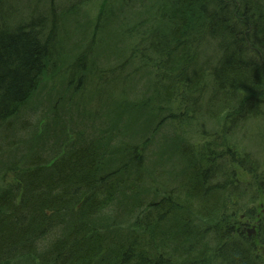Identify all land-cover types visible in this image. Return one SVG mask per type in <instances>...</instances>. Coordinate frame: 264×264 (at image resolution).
I'll list each match as a JSON object with an SVG mask.
<instances>
[{
    "label": "trees",
    "instance_id": "16d2710c",
    "mask_svg": "<svg viewBox=\"0 0 264 264\" xmlns=\"http://www.w3.org/2000/svg\"><path fill=\"white\" fill-rule=\"evenodd\" d=\"M146 1L121 0L117 11L114 2L110 6L107 2L105 6H94L95 15L81 10L79 15L73 16L68 13L84 5L83 0H69V3L66 0H0V142L3 136L8 140L9 135L16 144L19 140L24 144L26 141L34 143L32 152L13 158L8 169L18 167L14 179L0 184V264H264L245 241L247 235L237 230L235 222L226 218L224 211L211 210L219 184L212 183L198 164L191 167L193 172L184 184L185 188L191 187L188 199L176 196L171 190L162 193L160 188L154 190L156 196L150 199L144 179L148 154L145 146L152 138L146 137L141 145L130 144L126 135L135 131L130 132L129 128L134 123V115L124 120L121 114L106 121L111 110L114 115L118 114L114 109L117 104L101 99L95 107L90 103L92 99L89 101L85 95L92 73L96 82L104 81V84L125 77L134 81L137 75L141 84L147 83L145 79L149 81V78L159 81L152 78L151 71L150 76H146L149 72L146 68H150L155 55L161 71L170 75L172 61L161 66L162 62L167 63L164 58L169 54L160 49L162 41L183 44L184 59L189 57L188 50L192 48L204 44L217 46L215 56L221 61L217 69L213 70L210 65V72L199 71L200 67L193 63H182L177 72L187 69L193 88L203 83L208 73L219 77L216 85L213 83L214 95L207 107L214 108L209 111L214 117L225 111L235 113L231 116L235 119L225 126L226 131L231 132V126L255 119L263 105L264 44L259 39L264 37V0H172L165 5H161L164 0H157L152 6ZM109 8L116 13H110ZM134 13H140L137 21L123 27ZM147 14L158 17L157 27L146 28L145 21L150 15L142 18ZM85 15L90 19L87 23L82 22ZM224 17L244 22L240 27L247 29L242 30L243 36L253 38V43L247 45L246 55L231 51L233 35L224 31L229 24ZM71 19L76 20L74 27L80 32L67 29L73 44L66 60L67 66L74 64L72 67L77 69L78 75L77 81L64 84L55 70L60 67L59 51L64 48L61 26L71 27ZM214 26L221 27L223 35L216 45L209 40ZM129 29L132 31L128 36L135 37V42L109 44V39L114 38L113 32L123 34ZM239 30L232 31L242 32ZM75 34L80 41H74ZM195 35L199 36L197 41ZM112 44L114 46L107 47ZM171 50H175L174 45ZM110 51L113 53L109 54ZM208 58L211 59L209 55ZM105 72L113 76L110 78ZM158 75L166 81L161 97L168 101L173 97L174 81L166 80L163 73L158 72ZM134 89L137 91V86ZM148 91L144 87L137 91L139 106L136 104L135 109L145 111L146 105L152 107L150 101L145 103ZM40 98L46 99L41 113L47 112L49 103L56 105L53 114L41 121L36 118L40 107L36 100ZM76 103L83 104V112L95 107L93 123L97 124H93L92 129L84 120V129L78 127L73 135L67 131L68 125L61 120L57 109L62 106L68 109ZM108 106L111 109L106 112ZM73 109L67 118L74 129L80 125L79 112ZM167 114L169 116L163 119ZM167 114L156 119L161 124L150 134L159 136L161 144L165 145L177 140L172 116ZM34 129L40 132L38 136L31 134ZM87 129L94 132L86 135ZM160 129L163 131L156 135ZM122 144L125 147H119ZM189 146L181 143L174 148L187 162V168L195 158L194 148ZM2 147L0 144V155ZM235 153L227 155L238 163L249 157L246 152ZM158 154L171 157V153L166 156L164 150ZM161 166L163 169L164 165ZM260 174L264 176L263 171L256 176ZM99 176L102 179L96 184L94 179ZM184 194L186 196L187 192ZM93 195L108 204L118 203L123 207L119 212L112 210L120 220L113 219L110 211L103 215L108 224L115 220L108 234L91 231L97 230L93 216L104 208ZM182 209L186 213L208 210L210 217L202 221L206 223L192 222ZM123 217L128 218L126 222L131 228L122 227ZM132 230L137 232L141 251L134 248L136 245L127 233Z\"/></svg>",
    "mask_w": 264,
    "mask_h": 264
},
{
    "label": "rangeland",
    "instance_id": "374dc122",
    "mask_svg": "<svg viewBox=\"0 0 264 264\" xmlns=\"http://www.w3.org/2000/svg\"><path fill=\"white\" fill-rule=\"evenodd\" d=\"M83 1L85 3L84 5L80 7L81 9L78 8L76 11H73L72 13H68V14L77 16L81 12V10H83V11H87V13L90 14V16H92V15H95L96 13V11L93 10L94 6L96 5L105 6L108 2L110 6L114 2L115 11L118 10L119 8L118 5H122L120 3L121 0H83ZM116 1H119V3H117ZM132 1L134 3L141 2V0H132ZM146 2L148 5L152 6L153 4L157 3V0H147ZM66 3H69V0H66ZM155 7L157 6L155 5ZM144 9L149 11L145 7ZM109 11L110 13H116L111 8H109ZM130 11L131 10H129V12ZM139 14L140 13L132 14L128 18L129 21L127 20L126 22H124L123 27L129 26L130 24H133V22L135 23V21H137ZM149 15H150L149 20L145 21L146 28L152 27V26L157 27L159 25V20L154 18L156 15H154L153 17V14H147L146 16H143L142 19H146ZM86 18H87V15H85L82 18L83 23H87L90 21V19H86ZM76 25H77L76 20L71 19V27L61 26L62 28L60 31V34L62 37L61 44L63 45V40H64V48L61 49V51H59L61 62H59L58 65L61 66L62 64V67L64 66V69L59 70L56 75L60 77L61 80H63L64 84L65 83L67 84L71 80L77 81L76 79V76L78 75L76 73L77 69L73 68L72 66H67L68 59L66 60V58L69 56L68 54L69 50L71 49L72 44H73V38H72L71 32L67 29L70 28L72 31H77L74 27ZM131 31L132 30L129 29L127 30L126 33H123V34H118V31L113 32L111 36L114 38L113 40L109 39V44L110 42H112L114 45L118 46V45H121L120 42L122 41H124L125 45H126V42H135L136 41L135 37L128 36V34L131 33ZM77 32H80V30ZM77 35L78 34H75L74 41H80V37H78ZM115 39H116V42H115ZM113 44L107 47L110 48L114 46ZM206 49H207V45L204 44L203 47H197V48L195 47V48L188 50L189 57L187 59H184L183 63H190V65L191 63H193L195 64V66L197 65V67H200L199 71L200 69H207V71L210 72L208 67H209L211 59L208 58ZM112 53L113 52L111 51L109 52V54H112ZM164 60L166 61V58H164ZM158 63H160V61L156 59V55H155L153 58H151L150 68H146V70L149 71L148 73H146V76H150V73L152 72L153 73L152 78L156 77L159 79V81H154L150 78H149V81L148 79H145L147 83H144V90L148 89L149 91L147 92L146 99L145 98L144 99H145V103L147 101L154 103V104H151L149 102V104L152 107H149L148 105H146V110L144 111L142 109L132 108L131 103H126L137 97L135 96V94H138V92L135 91L134 87L140 84V82L135 84L133 80H129L127 77H125L123 79L117 78L116 80L108 81L106 82V84H104L105 83L104 81L96 82V78L94 79L92 74L90 75L89 86L86 90L87 92H91V95L89 96V98L92 99L91 103H93L96 107L97 104L102 99V100L109 101L111 104H115V103L117 104V106H115L114 109L118 110V114L114 115V112L112 113L113 110H111L110 113L106 116V121L113 119V118H117L121 114L122 116H125L124 120H126V118L129 117V115L131 116L134 115V123L129 126L130 132L132 130H135L134 132L141 133V138L139 140V138L132 137L131 134H128L126 135V139L128 140L129 138L131 139L135 138L136 142L139 140L140 145L144 142L145 137L150 135L152 132H154V130L157 129V127L161 124V122L157 121L156 119L158 118L160 119V117L165 116L167 113H170V115L172 116L171 122H172V125L174 126V129L176 130V133L188 139L189 142L192 143V145L195 144L196 146H199V147L203 145L201 149L204 150L207 148V146L211 147L210 144L212 145L214 144L213 138L225 140V147H226L227 153L236 154L235 151L246 152V154L247 153L249 154L248 158L250 160L252 159L253 161H255L256 164L263 169L264 168V101H263V105L260 107V113L257 117H255V119L253 120L248 119L246 122H240L236 126L235 125L231 126V128L229 129L231 132H227L225 126L226 124L230 123L231 121L235 119L231 117L232 115H235V113L233 112L231 114L229 111H225L224 113L220 112L217 117H214L213 113L209 112L210 110L212 111L214 109V108H208L209 107L208 105H210V102L212 103V97L214 95V92L212 89L213 82H211L212 78L210 77V74L209 76L208 75L205 76V79H203V83L198 84V86L196 85L193 88L192 86L193 83L188 78L190 77V74L188 73L187 69H183L181 72H177L178 68L176 66H173L170 69L171 72H169L170 73L169 75L168 73L161 71V69L158 66ZM165 64L166 62H162L161 66H164ZM151 67H154V70ZM158 72L163 73V77H166V80L174 81L173 97L169 99L168 101L161 97L163 96V89L166 86V81H163L159 77ZM108 77L111 78L112 76H108ZM102 85H107L109 89L102 88ZM151 85L153 86V88L151 87ZM113 92L116 93V95H113L112 94ZM36 103H40L39 110L36 111V114H37L36 118L39 121L46 120L47 117L51 116V113L53 114V111L56 109L55 107L56 105L54 104V102H52V103H49L47 112L41 113L40 111H42L45 108L46 99L40 98L36 100ZM137 104H138L137 106H139V102H137ZM95 107L85 112L81 111L78 113L77 121L80 126H75L74 129L72 128L73 126L71 127L72 121H70L69 118H67V114H69L70 116L71 109L70 108L67 109L62 106V107H59L57 110L61 112L60 113L61 120L64 119L63 120L64 123L68 125L67 131L75 135L74 134L75 129H77L78 127H82L84 129L83 127L84 125H82V121L84 120H87L89 123L88 126H91V128L94 129L93 119L95 118V116H93V114L95 112L94 111ZM110 109H111V106H108L105 111L107 112ZM133 111L134 113H131ZM155 111H156L155 114H151ZM168 116L169 114H167V116L164 117L163 119L167 118ZM164 121H162V123ZM73 123H74V120H73ZM163 129H165V124L163 125ZM162 131L161 129L157 130V133L155 134L158 135V133ZM33 133H37L36 136H38V133L40 132L34 129L32 130L31 134ZM227 135L230 138L228 140H227ZM31 136L32 135H30L29 138H31ZM4 138L5 137L3 136V139L0 142L1 146H3L2 147L3 150L1 152L2 155H0V175H1L0 184L1 185L10 183L15 177V172L16 170H18V167L13 166V169H8L9 166H12L11 162L14 160L13 158L17 157V155L21 156L23 152L30 151L34 146V143L32 142L30 143L29 141H26L24 144L22 140H19L18 141L19 143L16 144L9 135L7 137L8 140H4ZM119 147H125V144H122L121 146L119 145ZM164 148L165 149H163V147H160V149H158L157 152L159 151L161 152L162 150L166 152V150L171 151L172 149L171 145L169 148L167 146H164ZM154 149L156 148H153V150ZM222 150H223L222 148L216 149L213 154H218ZM147 151H148L147 167H145L146 176L144 179H145L146 195L150 197V199L156 196V192L154 191L156 189L160 188L162 193L169 192L170 186L174 184V182L177 185L182 184L184 186V184L187 183V181L189 180V174L193 172L191 167L196 166V164H198L202 156V152H200V150L198 152V149H195L194 150L195 151L194 161L191 162V164L187 168V162H185L183 158H180L179 154L172 152V157L169 160L170 164L165 166V168L162 169L161 164L162 162H164V159L157 158L154 155H152L150 153V149H148ZM248 158L247 160L242 158V161H243L242 163H244L245 161H248ZM248 163L250 162L248 161ZM159 169H162V170L159 171ZM239 169H242V168H239ZM263 173H264V169H263ZM244 177H247V175H245ZM184 178H186V180H184ZM255 178L258 180L260 179L262 182H264V176L262 177L261 174L256 176ZM210 181H212V183H216V181L212 178ZM253 185L256 186L254 183ZM243 190H246V189H241L240 191H243ZM261 196L263 197L262 199H264V192H262ZM250 201L252 202L251 197H246L245 204L246 205L248 204L249 207L251 204L249 203ZM257 202H259L258 199H257ZM110 215L112 217H115L113 219L120 218V217L115 216L116 214L112 212L110 213ZM123 218H125V220L128 219L127 217H123ZM114 221L115 220L110 221L109 224L113 225L115 223ZM129 225L130 224L127 223L123 225V227L126 229L129 227ZM247 236L249 235L247 234ZM255 239L259 246L257 252L262 253L260 238H255Z\"/></svg>",
    "mask_w": 264,
    "mask_h": 264
},
{
    "label": "bare ground",
    "instance_id": "6f19581e",
    "mask_svg": "<svg viewBox=\"0 0 264 264\" xmlns=\"http://www.w3.org/2000/svg\"><path fill=\"white\" fill-rule=\"evenodd\" d=\"M170 1H172V0H164L163 4H161V5H165L166 3L170 2ZM154 18L158 19V17H156V16ZM224 19L229 23L228 26L224 28V31L227 32L228 34L230 33L231 35H233L232 39H231L232 42H230L232 44V50L231 51L233 53H243L244 55H246L245 51L247 49V45H250L251 43H253V38L252 37L250 38V36L246 35V34H245V36H243V34H242L243 31H246L247 29L244 30L240 27L244 25V22L232 21V19L227 18V17H224ZM152 27H155V26H152ZM234 28L240 29L239 32L242 30L243 31L240 33H236V32L234 33L232 31V30H234ZM220 30H222V28L217 27V26H214L211 30V33H210L211 36L209 37L210 38L209 40H210V42L214 43L215 45L218 43V41L220 40L221 37L223 38V35H222V33H220ZM219 36H221V37H219ZM194 39H195V41H197L199 39V36L195 35ZM259 40H260L261 44H264V37L263 36L260 37ZM172 45H174L175 50H171ZM182 46H183V44L182 45L180 43L174 44L170 40L169 41L166 40V41L161 42V48L160 49L161 50L164 49L166 54L169 53L167 55L168 58L165 57L167 59L166 64L169 65V63H171V61H172L173 65L176 66L178 69L182 68V63L184 60L183 51L185 50L184 47H182ZM216 48H217V46H207V49H206V53L212 59V60H210V64L212 65L213 70H215L216 66L220 65V63H221V61L219 59H217L215 56V54L217 52ZM210 64H209V66H210ZM73 65L74 64H71L70 66H73ZM168 65H167V67H168ZM61 69H64V66L62 67V65H61L55 71L58 72ZM105 73L108 76H113L112 75L113 73L112 74L110 72H108V73L105 72ZM207 75L209 76V73ZM210 77L212 78L211 82H213L216 85V83L218 81L217 79H219V77H217L213 73H211ZM139 78L140 77L137 75V77L134 78L135 80L133 82L135 84H137ZM139 82H140V84L137 85V89L142 90L144 87V84H141L140 80H139ZM88 86H89V82L87 83V88H88ZM102 88L109 89V87L107 85H102ZM85 95H88V97H89L91 95V92L86 91ZM135 96H140V95L135 94ZM89 101H90V98H89ZM90 103H91V101H90ZM126 103H131V107L136 108L134 106L137 104V99L136 98L132 99ZM81 106H83V104H81V103L74 104L72 106L74 108L73 111L74 112H76V111L81 112L82 111ZM125 106H126V104H125ZM72 107L70 108L71 110H72ZM131 113H133V112H131ZM94 124H97V123L94 122ZM85 131H86L85 132L86 135H90L94 132V131L93 132L90 131L89 129H87ZM131 135H132V137L139 138V140L141 138V133L134 132ZM146 137H151L152 141L148 145H146L145 147L147 148V150L150 149V153L152 155H154L155 157L164 159V162H162V164L164 165V168H165V166L170 164V161H169L170 159L167 157L166 158L163 157V154H162V157L158 154L157 150L160 149V147H163V149H165L164 146H167L169 148L171 145V148H172L171 151L166 150V152H164V154L166 156L169 153H171V157H172V152L175 151L176 154L179 153L174 148H175V146L180 145L181 143L187 144V145L190 144V146H193L194 150L198 149V152H199V150H200V152H202V156L198 162L199 169L205 171L207 176L209 177V179L212 178L219 184V187L216 190L217 198L215 199V201H213V205H212L213 207L211 210L216 211L218 209L219 212L224 211L226 218H230L231 221L235 222V225L237 226V230H241L245 235L248 234L250 237L247 236L245 241L249 242V245H251L252 251L254 252L255 256L259 257L260 260L264 263V261H263V259H264L263 258L264 257V199H262L263 197L261 196L262 192H264V182L261 183V181H259L258 179L255 178L256 174L262 173L264 168L262 169L252 159L249 161L251 164L246 163L245 166L238 163L234 159V157H232V156L230 157L227 155L225 143H223L218 138H213L214 144L213 145L210 144L211 147L207 146L206 149L202 150L201 148L203 147V145L200 147L196 146L195 144L192 145V143L189 142L188 139H186L185 137H183L180 134H177V140L175 139V141H173L174 144L171 143V144H167V145L161 144L162 142L159 140V139H161L159 136L148 135ZM139 140L136 142L135 138H133V139L129 138L128 142L130 144H133V145L136 144L137 145V143H139ZM177 142H180V143H177ZM175 143L177 145H175ZM153 148H156V149L153 150ZM219 148H222L223 150L218 154H213L214 151L216 149H219ZM80 158H82V157H80ZM239 168H242V169H239ZM182 170H183V168H182ZM245 175H247V177H244ZM100 177L101 176L94 179V182L96 184L100 183V181L102 179ZM184 180H186V178H184ZM239 181H240L241 185H240ZM253 183L256 186H254ZM50 184H52V182H50ZM252 186H254L255 188ZM189 188H191V187L185 188L182 184L177 185L175 182H174V184H172L170 186V190L173 191L176 196L184 197V199L185 198L188 199V195L190 193ZM241 189H246V190L240 191ZM185 192H187L186 196L184 194ZM36 197L37 196H35V199H36ZM94 197L97 199V203L99 205L102 204V206L104 208H103V210L101 209L100 214L93 216V223L97 224V230L92 229L91 231L93 233H97V234H99L98 231H100L102 234H105V233L108 234L112 230H110V224L106 223L107 221L104 220L103 215H108V211L112 212L113 209H115L116 211L119 212L121 208L123 209V207H122V205H120L118 203L108 204V202L106 203L104 201V199H102L100 196L95 195ZM224 197H225V203L223 205ZM246 197H251V199H252V202L251 201L249 202V203H251L250 207L248 204L247 205L245 204ZM257 199L259 202H257ZM225 207H226V209H225ZM182 211H183V214L186 213L184 211V209H182ZM158 217L159 216L157 215L156 218H158ZM186 217H188L190 220H192V222L194 221L196 223H200V222L204 221L206 218L210 217V212L208 210L207 211L203 210L202 213L190 211V212L186 213ZM126 221H129V220L121 221V223L127 224L128 222H126ZM202 223H206V221L202 222ZM106 224L108 226H106ZM128 228H131V227L129 226ZM139 228L141 229V226ZM142 229H143V227H142ZM127 233L131 237V239L133 240L134 244L136 245L134 248L141 251L142 248L139 246V244L137 242V236H138L137 232L132 230V231H128ZM255 238H260L262 253L257 252L259 246H258ZM116 245H117V243L113 244L112 247L114 248V247H116ZM63 252H62V254H63ZM135 252H137V254H138V251H135Z\"/></svg>",
    "mask_w": 264,
    "mask_h": 264
}]
</instances>
